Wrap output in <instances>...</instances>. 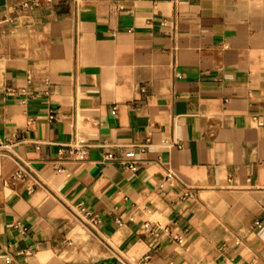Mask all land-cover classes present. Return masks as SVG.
Here are the masks:
<instances>
[{
    "label": "crops",
    "instance_id": "1",
    "mask_svg": "<svg viewBox=\"0 0 264 264\" xmlns=\"http://www.w3.org/2000/svg\"><path fill=\"white\" fill-rule=\"evenodd\" d=\"M0 141V264H264V0H0Z\"/></svg>",
    "mask_w": 264,
    "mask_h": 264
},
{
    "label": "built area",
    "instance_id": "2",
    "mask_svg": "<svg viewBox=\"0 0 264 264\" xmlns=\"http://www.w3.org/2000/svg\"><path fill=\"white\" fill-rule=\"evenodd\" d=\"M117 112V109L114 108V113ZM263 123V122H262ZM68 148H62L60 151L61 157L55 162V168L58 170H65L66 166L63 164V160L66 159L68 156L70 159L73 160H86L90 157V150L92 147L91 141L84 137V136H78L69 144H67ZM144 147V146H143ZM12 148V142H3L0 141V150L10 151ZM118 156L114 151H108L103 156V159L105 161L107 160H114L117 159ZM122 164L126 168L131 169H137L138 164L136 160V150L130 149L127 152V155L121 159ZM175 176V172L173 170H170L167 174L168 179H172ZM13 181L15 182H26L27 183V189L29 192H34L40 185H43V179L40 177V175L35 172L32 168L27 166L26 164H22L14 173ZM83 210H85L86 215L91 217V221L94 224L100 223L101 219H99L97 216L93 215L90 210L85 209L83 207ZM120 222L123 221V218L119 219ZM147 226L150 227V233L161 235V231H164L166 233H170L179 241H184V236L180 233L175 234L170 226V224H162L159 222L158 227H152L151 222L146 223ZM149 256H147L148 258ZM8 261L11 262V258H8Z\"/></svg>",
    "mask_w": 264,
    "mask_h": 264
}]
</instances>
